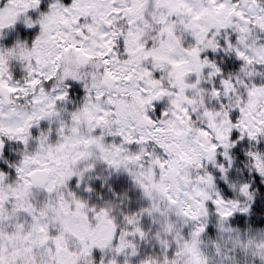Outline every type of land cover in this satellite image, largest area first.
I'll return each instance as SVG.
<instances>
[{"label": "clouds", "instance_id": "1", "mask_svg": "<svg viewBox=\"0 0 264 264\" xmlns=\"http://www.w3.org/2000/svg\"><path fill=\"white\" fill-rule=\"evenodd\" d=\"M0 264H264V0H0Z\"/></svg>", "mask_w": 264, "mask_h": 264}]
</instances>
